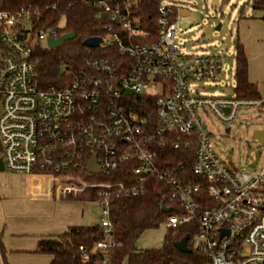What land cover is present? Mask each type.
Instances as JSON below:
<instances>
[{"label": "built area", "instance_id": "1", "mask_svg": "<svg viewBox=\"0 0 264 264\" xmlns=\"http://www.w3.org/2000/svg\"><path fill=\"white\" fill-rule=\"evenodd\" d=\"M88 1L96 16L106 20L98 46H114L120 60L85 58L66 82L45 88L35 78L33 49L60 35L52 28L33 32L36 12L29 6L0 8V148L5 169L46 176L51 191L62 198L94 191L104 239L90 252L78 247L83 261L97 252L101 264H109L106 255L114 246L110 201L142 194L152 178L164 187L160 198L179 209L163 225L196 223L187 245L204 256V264H264V164L258 171L243 172L221 161L201 115L210 113L230 124L240 108L262 106L264 98L200 92L197 84L221 78L231 64L225 54L182 50L176 21L183 10L174 0H160L154 41L147 43L139 42L148 32L133 14L136 0ZM249 1L254 7V0ZM260 9L264 12V5ZM149 101L156 108L155 127L134 109ZM171 136L177 137L170 144L173 150L194 145V182L182 164H163L170 162V150L164 148ZM93 157L97 171L87 168ZM124 166L130 175L114 179ZM0 264H6L1 239Z\"/></svg>", "mask_w": 264, "mask_h": 264}, {"label": "trees", "instance_id": "2", "mask_svg": "<svg viewBox=\"0 0 264 264\" xmlns=\"http://www.w3.org/2000/svg\"><path fill=\"white\" fill-rule=\"evenodd\" d=\"M160 0H136L133 4V14L140 19L141 28L148 32L147 38L139 42L147 43L154 41L157 7ZM254 8H262L264 0H254ZM21 6H29L36 12L32 19L33 32L47 28L55 29L58 35L74 32V38L64 41L60 46L43 48L37 43L34 46L35 57L34 74L41 88L49 85H60L67 81L73 72L82 65L85 58H109L119 61V55L114 46H96L87 52V46L83 40L88 37H103L105 18L97 17L95 8L88 0H0V8L16 10ZM63 20V26H58ZM67 75V76H66ZM235 86L234 94L237 97H260L257 86L248 78L247 56L243 45L235 43ZM144 101V97H139ZM141 113L148 124L156 126L155 107L149 102L134 106ZM168 159L170 166L182 164V170L189 182L195 179L191 174L194 158V145L189 148L181 147L173 150V140L177 137H169ZM166 155V152H161ZM1 156V148H0ZM128 167L123 168L121 179L130 172ZM83 175V174H82ZM89 180H102L100 177L84 175ZM145 191L132 197L112 198L110 201L109 219L112 224L111 247L106 255L109 264H204V256L194 249L191 253H182L176 249L174 243L185 235L191 237L196 232V223L189 222L175 227H166L160 247L140 248L136 242L147 230L158 228L170 214L179 213L174 204L163 201L160 191L163 185L149 178L145 185ZM94 191L84 193L76 200H95ZM162 203L170 206L171 211H161ZM104 239L100 225H76L70 226L63 233L42 238L38 241L36 252L52 256L50 264H101L102 256L97 252L90 253L87 261H83L78 247L83 245L89 252L94 244ZM190 246V243L188 242Z\"/></svg>", "mask_w": 264, "mask_h": 264}, {"label": "rangeland", "instance_id": "3", "mask_svg": "<svg viewBox=\"0 0 264 264\" xmlns=\"http://www.w3.org/2000/svg\"><path fill=\"white\" fill-rule=\"evenodd\" d=\"M185 15L176 21V38L182 50L192 53L225 54L231 71L215 81L197 84L202 94L230 95L235 86V43L243 45L247 56L248 78L255 83L259 96L264 98V12L254 8L249 0H174ZM225 22L231 32V46L224 38L207 26L214 27ZM58 26H63L61 20ZM40 46L48 48L47 41ZM67 76V75H66ZM66 82V81H65ZM210 133V140L218 158L234 170L254 172L264 164V141L253 137L255 130H264V105L242 107L237 118L230 124L218 121L210 113H201ZM226 129H229L226 132ZM24 174L0 171V232L2 246L5 249L7 264H50L48 255L31 251L36 243V234L13 235L18 229H56L65 216H76L83 211V223L93 225L99 222V215L92 212L97 207L93 200L60 199L48 200L25 194ZM56 206V214L54 211ZM5 210V212H4ZM53 214H55L53 216ZM7 217V219H6ZM13 217V219H11ZM166 228L160 225L156 229L144 232L136 244L140 248L162 245ZM18 248H27L21 250Z\"/></svg>", "mask_w": 264, "mask_h": 264}, {"label": "crops", "instance_id": "4", "mask_svg": "<svg viewBox=\"0 0 264 264\" xmlns=\"http://www.w3.org/2000/svg\"><path fill=\"white\" fill-rule=\"evenodd\" d=\"M24 176L26 178V183L23 185L22 191H24L25 194H30L33 197H36V196L44 197L48 200L53 199L55 201L60 200V199H68V198L59 197L55 191H53V190L51 191V189H50L51 183L46 176H43V175H41V176H28L25 174H24ZM70 199H73V198H70ZM53 209H54L53 213L55 212V214H56V211H57L56 206H54ZM4 212H5V210H4ZM92 212L94 214L98 215L97 207L93 208ZM55 214H53V216ZM83 217H84L83 211L80 210V212L74 217L66 215L64 220L57 226L56 229H43V228H35V229H31V230L30 229H27V230L26 229H18V230L13 231V235L36 234L37 235L36 243L31 246L32 248H28V249H32L31 251H33V250L35 251L36 247H37V243L40 239L57 236V235L63 233L65 230H67V228L70 226L85 225V224H82L83 223L82 222ZM6 219H7V217H6ZM11 219H13V217ZM86 225H88V224H86ZM161 225L166 228L165 225H163V224H161ZM0 235L1 236L3 235L2 230L0 232ZM1 236H0V239H1ZM158 247H160V246H158ZM2 249H3V253H4L5 252L4 245L2 246ZM18 249L26 250L27 248H18ZM43 254H45V253H43ZM46 255H48L49 262H51L52 256L49 254H46ZM4 257H5V254H4ZM5 261H6V259H5ZM6 264H7V262H6Z\"/></svg>", "mask_w": 264, "mask_h": 264}, {"label": "water", "instance_id": "5", "mask_svg": "<svg viewBox=\"0 0 264 264\" xmlns=\"http://www.w3.org/2000/svg\"><path fill=\"white\" fill-rule=\"evenodd\" d=\"M217 0H214V5L216 4ZM182 14L185 15L187 12L182 11ZM212 30H215L219 33L218 37L224 38V42L226 43L227 46H231V32L228 28L227 23L225 22H218L214 27L207 26L206 31L208 33H211ZM75 33L74 32H68V33H63L57 38H49L47 39V46L49 48L53 47H58L60 46L64 41L70 40L74 38ZM101 38L100 37H88L83 40V44L89 48H94L98 46L101 43ZM144 93V92H143ZM1 112V108H0ZM229 129H226V132H228ZM253 137L257 138L260 142L264 141V130H255L253 132ZM87 168L90 171H97L98 168L96 166L95 162V157H93L87 165ZM5 170L4 164H3V159L0 156V171ZM161 211L164 213H168L170 211L169 207L166 206H161ZM189 236L185 235L182 237L179 241L174 243V246L176 249L182 253H191L192 249L188 247L187 241H188Z\"/></svg>", "mask_w": 264, "mask_h": 264}]
</instances>
